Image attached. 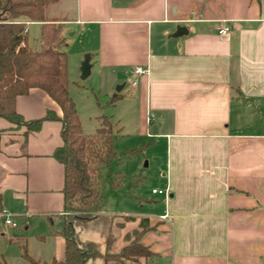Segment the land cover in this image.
Instances as JSON below:
<instances>
[{"label": "crops", "instance_id": "1", "mask_svg": "<svg viewBox=\"0 0 264 264\" xmlns=\"http://www.w3.org/2000/svg\"><path fill=\"white\" fill-rule=\"evenodd\" d=\"M72 6L69 18L48 10L45 20L60 26L63 45L75 37L80 61L87 55L89 73L103 84L135 80L129 88L137 133L151 140L136 150L160 149L159 189L167 190L157 201L160 211L145 222L103 215L104 225L97 214L74 232L98 231L100 224L105 235L108 225L111 254L140 233L151 259L162 264H264V0H72ZM31 24L40 27H25ZM224 26L228 32L218 35ZM135 67L146 74L133 75ZM14 109L23 121L47 111L61 116L37 88L17 96ZM60 129V122L44 120L27 131L0 118V217L19 219L47 246L48 262L37 263L63 259V167L53 158Z\"/></svg>", "mask_w": 264, "mask_h": 264}, {"label": "trees", "instance_id": "2", "mask_svg": "<svg viewBox=\"0 0 264 264\" xmlns=\"http://www.w3.org/2000/svg\"><path fill=\"white\" fill-rule=\"evenodd\" d=\"M58 0H0V118L15 127L24 126L27 131L38 129L44 120L60 122L62 145L53 152V158L63 167V202L67 215L59 230L63 238V259L49 263H37L27 257L30 264H85L89 260L109 259L140 264L153 255L140 243V233H133L128 244L117 253L108 250L114 238L105 231L104 253L92 242H79L74 227L85 226L96 218L101 205L99 190L93 185L94 177L100 167L114 158L112 149V127L106 117L100 118V126L90 137L81 134L80 125L68 96L65 83L61 79V56L57 48L62 44L60 26L45 20V10ZM37 22L39 27V50L32 51L26 44L25 23ZM43 91L58 107L61 116L47 111L41 119L23 121L15 112L14 101L17 96H25L29 89ZM102 136L100 145L105 148L108 159L99 161L97 167L88 163L89 149L95 146ZM88 157V158H87ZM100 217V216H99ZM100 218H109L101 216ZM128 219V218H127ZM120 224L115 227L119 228ZM123 264V263H121Z\"/></svg>", "mask_w": 264, "mask_h": 264}, {"label": "rangeland", "instance_id": "3", "mask_svg": "<svg viewBox=\"0 0 264 264\" xmlns=\"http://www.w3.org/2000/svg\"><path fill=\"white\" fill-rule=\"evenodd\" d=\"M48 10L57 16L62 15L69 18L73 12L72 0H61L58 4L47 7L46 18H49ZM53 25L56 26L54 23ZM25 28L27 46L32 51H38L39 26L31 24ZM60 37L63 38L61 31ZM66 38L68 43L61 44L58 48V51L62 53L61 79L73 103L82 136L90 137L94 134L95 129L100 126L101 117H106L112 127L114 158L109 159L100 167L93 181L95 189L99 190L101 196L97 218L103 215H114L115 217L127 215L141 218L142 222H145L146 219L156 216L160 211L157 202L160 196H152L150 190L161 188L162 153L157 146H147L144 150H136L151 140L138 136L137 103L131 97L129 88L131 82L112 86L109 81L107 86L94 73H89L81 79L78 71V63L81 59L75 44V37L66 36ZM98 138L100 140L89 149L91 158L87 157L88 163L93 167H97L100 160L105 162L108 159L104 146L100 145L103 137ZM133 150L135 151L131 152ZM99 219L104 225L109 221L105 218ZM10 220L16 228L5 226L0 217V264H30L24 254L32 260L48 262V257L44 259L47 246H42L34 238L31 227L23 231L19 219L11 218ZM95 225L96 228L102 230L100 224ZM99 229L98 231L79 230V232L77 229L78 233H75L79 241L96 242L102 252L105 235ZM101 258L95 259L93 264H102ZM161 260L151 259L146 264H162ZM139 261L141 263L143 260ZM91 263L89 261L87 264ZM121 263L134 264L114 259H109L107 262V264Z\"/></svg>", "mask_w": 264, "mask_h": 264}, {"label": "built area", "instance_id": "4", "mask_svg": "<svg viewBox=\"0 0 264 264\" xmlns=\"http://www.w3.org/2000/svg\"><path fill=\"white\" fill-rule=\"evenodd\" d=\"M228 30H229L228 27L224 26V27L217 30V34L218 35H224L225 33L228 32ZM24 33H25V30H24ZM146 72H147V70L145 68H142V67H135V68H133V71H132L133 75H135V76L136 75H145ZM134 85H135V80H133L131 82V86H134ZM151 117H152L151 115H148L146 121L148 122V120H150ZM150 193L153 195H157V196H163V197L167 196V190L165 188H163V189H151ZM1 218L3 219V223L5 225L15 227V224L10 220L9 215L2 213ZM164 218H165L164 216L160 217V219H164Z\"/></svg>", "mask_w": 264, "mask_h": 264}, {"label": "water", "instance_id": "5", "mask_svg": "<svg viewBox=\"0 0 264 264\" xmlns=\"http://www.w3.org/2000/svg\"><path fill=\"white\" fill-rule=\"evenodd\" d=\"M79 77L85 78L88 74H89V66H88V56H84L83 60L81 61L80 65H79ZM145 223H143L144 225Z\"/></svg>", "mask_w": 264, "mask_h": 264}]
</instances>
